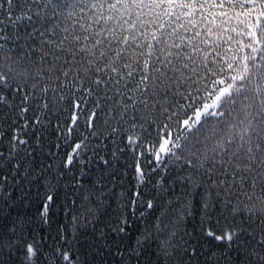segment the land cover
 <instances>
[{
    "label": "snow or ice",
    "instance_id": "obj_1",
    "mask_svg": "<svg viewBox=\"0 0 264 264\" xmlns=\"http://www.w3.org/2000/svg\"><path fill=\"white\" fill-rule=\"evenodd\" d=\"M0 264H264V0H0Z\"/></svg>",
    "mask_w": 264,
    "mask_h": 264
}]
</instances>
